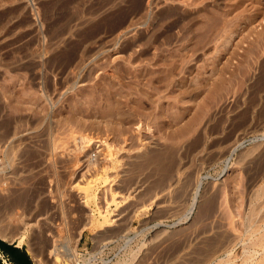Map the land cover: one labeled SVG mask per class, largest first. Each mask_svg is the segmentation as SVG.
<instances>
[{
  "label": "rangeland",
  "instance_id": "1",
  "mask_svg": "<svg viewBox=\"0 0 264 264\" xmlns=\"http://www.w3.org/2000/svg\"><path fill=\"white\" fill-rule=\"evenodd\" d=\"M229 1L0 0L1 241L34 264L59 239L69 264H264V0Z\"/></svg>",
  "mask_w": 264,
  "mask_h": 264
},
{
  "label": "bare ground",
  "instance_id": "2",
  "mask_svg": "<svg viewBox=\"0 0 264 264\" xmlns=\"http://www.w3.org/2000/svg\"><path fill=\"white\" fill-rule=\"evenodd\" d=\"M230 1H231V0H230ZM230 1H229V2H230ZM238 1H239V0H238ZM235 2H236V1H235ZM233 3H234V2H233ZM238 3H240L241 5H243V4H242V3H243L242 1H241V2H238ZM244 3H245V2H244ZM251 3H253V2H251ZM240 4H239V7L237 6L238 8H240ZM230 5H231V4H230ZM235 5H237V4H235ZM226 6H227V5H226ZM232 6H233V5H232ZM229 8H230V6H229ZM229 8H228V9H229ZM241 8H242V7H241ZM241 8H240V9H241ZM232 9H233V8H232ZM224 10H227V9H224ZM224 10H223V13H225V12L227 13V12H229L230 9H229L228 11H225V12H224ZM236 10H237V8H236ZM236 10H235V11H236ZM231 11H232V10H231ZM233 11H234V10H233ZM243 11H244V9H243ZM226 13H225V14H226ZM227 14H228V13H227ZM223 15H224V14H223ZM229 15H230V14H229ZM221 16H222V15H221ZM225 16H226V15H224V19H227L226 22L228 21L227 24L230 23V22H232V21H229L228 18H226L227 16H226V17H225ZM235 16L239 18L240 14H239V16H237V15H235ZM235 16H234V19H235ZM214 18H215V17H214ZM214 18H213V19H214ZM240 18H241V17H240ZM231 19L233 20V18H231ZM238 20H239V19H238ZM216 23H217V22H216ZM222 23H223V21H222ZM224 23H225V22H224ZM211 24H212V23H211ZM225 24H226V23H225ZM225 24H224V25H225ZM213 25H214V24H213ZM215 25H216V24H215ZM224 25H223V27H224ZM231 25H232V24H231ZM227 26H230V24H228ZM227 26L225 25V28H227ZM214 27H215V26H214ZM216 27H217V26H216ZM223 27H221V28L223 29ZM167 28H168V27H167ZM219 28H220V27H219ZM225 28H224V29H225ZM215 29H216V28H215ZM231 29H232V28H230V30H231ZM212 30H213V29H212ZM217 30H218V29H217ZM263 30H264V29H263ZM213 31H214V30H213ZM191 32H193V31H191ZM262 32H263V31H262ZM217 33H218V32H217ZM231 33H232V31H231ZM231 33H230V34H231ZM259 34H261V33H259ZM263 34H264V32H263ZM214 35H215V34H214ZM228 35H229V34H228ZM184 36H185V35H184ZM186 36H187V35H186ZM210 36H211V34H210ZM260 37H261V35H260ZM259 39H260V41H261V38H259ZM262 40H263V39H262ZM149 42H150V41H149ZM191 44H192V43H191ZM188 45H190V44H188ZM192 46H193V45H192ZM187 48H188V47H187ZM187 48H186V49H187ZM189 49H190V48H189ZM187 50H188V49H187ZM217 52H218V51H217ZM171 53H172V52H171ZM171 53H169V54H171ZM180 53H181V52H180ZM160 54H161V53H160ZM178 54H179V53H178ZM178 54H177V55H178ZM172 55H173V53H172ZM172 55H171V56H172ZM174 55H175V54H174ZM174 55H173V56H174ZM181 55H182V54H181ZM181 55L179 54L178 56L181 57ZM183 55H184V54H183ZM159 56H160V55H159ZM162 56H163V55H162ZM175 56H176V55H175ZM184 56H185V55H184ZM160 57H161V56H160ZM163 57H165V55H164ZM165 58H166V57H165ZM175 58H176V57H175ZM175 58H174V59H175ZM177 58H178V57H177ZM177 58H176V60H177ZM66 59H67V58H66ZM158 59H160V58H158ZM170 59H171V58H170ZM174 59H173V60H174ZM180 59H181V58H180ZM180 59H179V60H180ZM184 59H185V58H184ZM156 60H157V59H156ZM164 60H165V59H163V61H164ZM182 60H183V59H182ZM68 61H69V60H68ZM170 61H171V60H170ZM61 63H62V62H61ZM66 63H67V62H66ZM70 63H71V62H70ZM174 63H175V62H174ZM64 64H65V61H64ZM62 65H63V63H62ZM63 66H64V65H63ZM66 66H67V65H66ZM60 67H62V66H60ZM69 67H70V65H69ZM67 68H68V67H67ZM65 70H66V69H65ZM137 77H138V76H137ZM159 80H160V77H159ZM121 81H122V80H121ZM61 83H62V82H61ZM120 83H121V82H120ZM96 84H97V83H96ZM114 84H115V83H114ZM116 84H118V82H117ZM123 84H124V82H123ZM97 85H98V84H97ZM118 85H119V84H118ZM48 86H49V85H48ZM48 86H47V87H48ZM112 86H113V85H112ZM94 87H97V86H94ZM97 88H98V87H97ZM44 89H46V88H44ZM108 89H109L108 92L110 93V89H111V88H108ZM94 90H95V89H94ZM111 90H112V89H111ZM51 92H52V91H51ZM51 92H50V93H51ZM111 92H112V91H111ZM108 95H109V94H108ZM111 95H112V94H111ZM47 96H48V95H47ZM47 96H46V97H47ZM50 96H51V95H50ZM113 96H115V95H113ZM113 96H110V95H109V97H112L111 100L117 98V97L113 98ZM93 97H94V95H93ZM106 97H107V96H106ZM47 98H48V97H47ZM108 99H109V98H108ZM111 100H108L107 102H109V101H111ZM119 100H121V98H120V99L118 98V100L116 101V103H117ZM51 101H52V100H51ZM85 101H86V100H85ZM113 101H115V100H113ZM113 101H111L110 104H113V103H112ZM86 102H88V101H86ZM122 102H123V101H122ZM122 102H120V103H122ZM53 103H55V102H53ZM90 103H91V102H90ZM116 103L113 104V105H114V108H113V109H115V107H116L115 105H117ZM118 103H119V102H118ZM123 103H124V102H123ZM88 104H89V102H88ZM106 104H107V103H106ZM75 105H77V104H75ZM90 105H91V104H90ZM107 105H108V104H107ZM120 105H122V104H118V106H120ZM91 106H92V105H91ZM91 106H89V107H91ZM124 106H125V105H124ZM76 107L78 108V106H75V108H76ZM108 107H109V106H108ZM67 108H68V107H67ZM75 108L72 107V108H70V109H72V110L74 109V110H73V112H74V111H75ZM121 108H122V107H121ZM123 108H124V107H123ZM123 108H122V110H123ZM110 109H112V107H110ZM110 109H109L108 111H110ZM118 109H120V108H117V110H118ZM58 110H59V109H58ZM72 110H71V111H72ZM120 110H121V109H120ZM120 110H119V111H120ZM124 110H125V109H124ZM79 111H80V110H79ZM113 111H114V110H112L111 114H113ZM114 112H115V111H114ZM116 112H117V111H116ZM66 113H67V112H66ZM66 113H65V115H67V119L69 120V118H68L69 115H68V114H70V112H69L68 114H66ZM77 113H79V112L77 111ZM127 113H128V112H127ZM63 114H64V113H63ZM71 114H72V113H71ZM73 114H74V113H73ZM90 114H91V113H90ZM111 114H110V115H111ZM118 114H119V112H118ZM120 114H121V113H120ZM74 115H76V114H74ZM127 115H128V114H127ZM61 116H62V118L64 117L63 115H61ZM70 116H71V115H70ZM76 116H77V115H76ZM76 116H75V118H76ZM112 116H113V115H112ZM112 116H111V117H112ZM118 116H119V115H118ZM124 116H125V115H124ZM71 117L74 118V116H71ZM80 117H82V115H81ZM127 117H129V116H127ZM40 118H41V116H40L38 119H40ZM56 118H59V116L56 117ZM62 118H61V119H62ZM77 118H78V117H77ZM77 118H76V119H77ZM82 118H83V117H82ZM116 118H117V117H116ZM121 118H122V116H121ZM36 119H37V117H36ZM44 119H45V118H44ZM61 119H57V120H60V122H61ZM63 119H64V118H63ZM71 119H72V118H70V120H71ZM111 119H112V118H111ZM9 120H10V119H9ZM65 120H66V119H65ZM65 120H63V122H61V123H65V122H64ZM68 120H67L68 123H66V124H68L69 126H70V125L73 126L72 124H69V121H68ZM81 120H83V119H81ZM107 120H108V119H107ZM109 120H110V119H109ZM113 120H115V117L113 118ZM123 120H125V119H123ZM129 120H130V119H129ZM43 121H44V120H43ZM76 121H77V120H76ZM110 121H111V120H110ZM118 121H120V120H117V122H118ZM121 121H122V119H121ZM121 121H120V122H121ZM8 122H9V121H8ZM50 122H51V121H50ZM58 122H59V121H58ZM73 122H74V120L72 121V123H73ZM77 122H78V121H77ZM84 122H85V121H84ZM111 122H112V121H111ZM111 122H110V123H111ZM39 123H40V122H39ZM42 123H43V122H42ZM42 123H41V124H42ZM56 123H57V121H56ZM121 123L123 124L124 122H121ZM73 124H74V123H73ZM82 124H83V122H82ZM33 125H34V124H33ZM45 125H46V124H45ZM51 125H52V124H51ZM57 125H59V123H58ZM63 125H64V124H63ZM76 125H77V123H76ZM76 125L74 124L75 127H76ZM79 125H81L80 120H79ZM84 125H85V123H84ZM124 125H125V124H124ZM47 126H49V124H48ZM53 126H54V124H53ZM71 126H70V127H71ZM77 126H78V125H77ZM121 126H122V125H121ZM32 127H33V126H32ZM37 127H38V125H37ZM44 127H46V126H44ZM55 127H56V126H55ZM58 127H61V124H60L59 126H57L56 128H58ZM67 127H68V126H67ZM67 127H66V130L68 129ZM70 127H69V128H70ZM79 127H80V126H79ZM91 127H93V126H91ZM49 128H50V126H49ZM49 128H48V129H49ZM62 128H63V127H62ZM64 128H65V126H64ZM76 128L79 129L78 127H76ZM86 128H87V127H86ZM86 128H85V129H86ZM93 128H94V127H93ZM93 128H90V129L93 130ZM32 129L34 130V128H32ZM37 129H38V128H37ZM37 129L35 128V130H37ZM41 129H42V127H41ZM51 129H52V128H51ZM60 129H61V128L55 129V133L52 132V131H50V132L56 134V133L59 131V132H58V136L56 135V136L59 138V135H61V134H62V135H63V134L65 135V133L69 131V129H68V131H66L65 133H63L64 131L62 130V131H63V132H62ZM72 129H73V128H72ZM74 129H75V128H74ZM77 129H75V130H77ZM90 129H89V130H90ZM35 130H34V131H35ZM53 130H54V128H53ZM56 130H58V131H56ZM64 130H65V129H64ZM75 130H74V131H75ZM81 130H82V129H81ZM87 130H88V128H87ZM89 130H88V131H89ZM3 131H4V130H3ZM10 131H11V130H10ZM14 131H15V130H14ZM14 131H13V132H14ZM22 131H23V130H22ZM38 131H39V130H38ZM46 131H47V130H46ZM70 131H71V130H70ZM88 131H87V132H88ZM4 132H7V131H4ZM36 132H37V131H36ZM36 132H35V133H36ZM48 132H49V131H48ZM60 132H62V133L59 134ZM82 132H83V131H82ZM85 132H86V131H85ZM87 132H86V133H87ZM90 132H91V131H90ZM11 133H12V132H11ZM14 133H15V132H14ZM37 133H39V132H37ZM43 133H44V132H43ZM52 133H51V136L53 135ZM69 133H71V132H69ZM69 133H66V134H69ZM74 133H76V131H75ZM74 133H73V131H72V134H73V135H74ZM78 133H79V130H78ZM46 134H48V133H46ZM46 134H45V135H46ZM76 134H77V133H76ZM76 134H75V136H73V135L70 136L71 134H70L69 136H68V135H67V136L65 135L67 138H66L65 136H63V137H65L66 140H68V137H69V138H70V137H73L74 139H76V137H77ZM90 134H91V133H90ZM4 135H5V134H4ZM6 135H7V133H6ZM12 135H13V134H12ZM12 135H11V137H13ZM40 135H41V132H40ZM40 135H37V136L39 137ZM43 135H44V134H43ZM77 135H78V134H77ZM79 135H80V133H79ZM9 136H10V134H9ZM17 136H18V135H17ZM41 136H42V135H41ZM90 136H91V135H90ZM11 137H8V138H11ZM20 137H21V136H20ZM20 137H16V138H20ZM44 137H45V136H44ZM41 138H43V137H41ZM46 138H48V136H47ZM52 138H53V137H52ZM58 138H56V140H59L60 143H63V144L65 143V144H64V145H66L65 148H64V145L61 144V145L63 146V147H62L60 144H58L59 142H57V141H56L57 144L60 145L61 147L58 146L55 142H54L55 145L52 144V143L50 142V144H51V146H52L51 148H53V147H55V149H57L58 147L63 148V150H62V149L59 150L60 148L57 149V150H55V149L53 148L55 152H56V151H57V152H59V151H67L66 147H68L70 143H69V144H68V143L66 144L67 141H66V140H63L64 138H62V137H61L62 139H60V138L58 139ZM73 138H70V140L73 139ZM79 138H80V144H79L78 146H76V144H75V147H77V150H78V151H76V148H75V151H73V152H74L73 154L76 153V154H77V155H76L77 157L75 156V158H73V160H76V161H77V165H78V162L81 161L80 157H82V158H86V159H85V160H86L85 163H87V164H86V168H88V170L90 171V168L93 167V166L95 165V162H96V161L93 162L94 159H93V161H92L91 157H89L90 154L92 153V151L90 152V154H88V151H87V149H88V147H89V143H90V141H91L92 139L90 140V137H89V136H86V134H85V136H84V135H83V136L81 135ZM1 139L4 140L5 138L2 137ZM11 139H15V137H13V138H11ZM3 140H2V141H3ZM5 140H6V139H5ZM19 140H21V138H20ZM36 140H37V138H36ZM42 140H43V139H41V141H42ZM51 140H52V139H51ZM60 140H61V141H60ZM11 141H12V140H11ZM48 141H50V140H48ZM48 141H47V142H48ZM53 141H55V138H53L52 142H53ZM63 141H64V142H63ZM77 141L79 142V140H77ZM7 142H8V141H7ZM45 142H46V141H45ZM68 142H70V141L68 140ZM74 142H76V140H75ZM32 143H34V142H32ZM36 143H37V142H36ZM40 143H41V142H40ZM42 144H43V143H42ZM73 144H74V143H73ZM77 144H78V143H77ZM1 145H3V144H1ZM8 145H9V143H8ZM4 146H5V145H4ZM30 146L32 147V145H30ZM46 146L49 148L48 144H47ZM33 147H34V146H33ZM35 148H36V146H35L33 149H35ZM71 148H72V144L68 147V149H71ZM11 149H12V148H11ZM24 149H25V148H24ZM64 149H66V150H64ZM73 149H74V148H72V150H73ZM1 150H2V149H1ZM12 150H13V149H12ZM16 151H17V150H16ZM29 151H30V150H29ZM34 151H35V150H34ZM34 151H33V153H34ZM54 151H51V150H50V154H52ZM69 151H70V150H69ZM69 151H68V152H69ZM86 151H87V152H86ZM233 151H235V148L233 149ZM6 152H7V151H6ZM6 152H5V154H6ZM9 152H10V151H9ZM51 152H52V153H51ZM55 152H54V153H55ZM57 152H56V153H57ZM68 152H67V154H65L66 156H67L68 154H70V155L73 156L72 153H68ZM70 152H71V151H70ZM77 152H78V153H77ZM109 152L111 153L112 151L110 150ZM38 153H39V152H38ZM45 153H47V151H45ZM56 153L53 154V155L56 156ZM65 153H66V152H65ZM13 154H14V153H13ZM40 154H41V152H40ZM50 154H49V156H50ZM61 154L64 155L63 152H62ZM111 154L113 155V153H111ZM28 155H29V154H28ZM57 155H58V154H57ZM62 155H61V156L58 155V156H59V159H60V157H62ZM6 156H7V155H6ZM51 156H52V155H51ZM92 156H93V154H92ZM1 157H2V156H1ZM11 157H12V156H11ZM23 157H24V156H23ZM29 157H30V156H29ZM32 157H34V156L32 155L31 158H32ZM37 157H38V156H37ZM40 157H41V156H40ZM52 157H53V156H52ZM52 157H51V158H52ZM67 157H70V156H67ZM73 157H74V156H73ZM95 157H96V156H95ZM3 158H5V157H3ZM3 158H2V159H3ZM6 158H7V157H6ZM16 158H17V157H16ZM16 158H13V160L16 159ZM48 158H49V157H48ZM70 158H71V157H70ZM7 159H8V158H7ZM36 159H37V158H36ZM56 159H57V157H56ZM62 159H63V158H62ZM95 159H96V158H95ZM3 160H4V159H3ZM46 160L48 161L47 158H46ZM49 160H50V158H49ZM54 160H55V157H54ZM65 160H67V159L65 158ZM8 161H9V160L6 161V162H7V166L10 165V164L8 165V163H9ZM10 161H11V160H10ZM14 161H15V160H14ZM39 161H40V160H39ZM47 161H46V162H47ZM51 161H53V159H52ZM76 161L72 162V159H71V162H72V163H70V165L74 163V164H73V166H74V165L76 164V163H75ZM83 161H84V160H83ZM1 162H2V161H1ZM30 162H31V161H30ZM32 162H33V161H32ZM55 162H56V160H55ZM11 163H13V162L11 161ZM28 163H29V162H28ZM35 163H36V162H35ZM39 163H40V162H39ZM56 163H57V162H56ZM58 163H59V162H58ZM67 163H68V162H67ZM32 164H33V163H32ZM47 164H48V163H47ZM50 164H51V162L48 164V166H49ZM63 164L65 165V163H63ZM83 164H84V163H83ZM13 165H16V164L13 163ZM37 165H38V164H37ZM53 165H54V164H53ZM53 165H52V166H53ZM59 165H60V164H59ZM77 165H75V166H77ZM48 166H47V167H48ZM54 166H55V165H54ZM66 166H67V165H66ZM66 166H65V168H67ZM78 166H79V165H78ZM81 166H82V168H84V172H85L87 169H85V166H84V165L81 164ZM83 166H84V167H83ZM50 167H51V166H50ZM68 167H69V165H68ZM7 168H8V167H7ZM53 168H55V167H53ZM76 168H77V167H76ZM76 168H74V169H76ZM4 169H5V168H4ZM4 169H3V170H4ZM14 169H16V167H14ZM51 169H52V168H51ZM17 170H18V169H17ZM54 170H55V169H53V171H54ZM69 170H70V169H69ZM76 170H77V169H76ZM82 170H83V169H82ZM88 170H87L85 173H87ZM51 171H52V170H51ZM70 171H71V170H70ZM1 172H2V171H1ZM3 172H4V171H3ZM11 173H12V172H11ZM56 173H57V172H56ZM69 173H70V172H69ZM81 173H82V172H81ZM85 173H84V174H85ZM1 174L4 175V173H1ZM15 174H16V173H15ZM77 174H79V172H78ZM12 175H13V174H12ZM49 175H51V173H50ZM49 175H48V176H49ZM57 175H58V174H57ZM54 176H55V175H54ZM83 176H84V175H83ZM7 177H9V176L7 175L6 178H7ZM55 177H56V176H55ZM71 177H72V180H73V179L75 180V179L77 178L76 172H73ZM71 177H69V178H71ZM78 177H79V176H78ZM81 177H82V175H81ZM57 178H58V177H57ZM57 178H56V179H57ZM3 179H4V178H3ZM54 179H55V178H54ZM56 179H55V180H56ZM46 180H47V179H46ZM70 180H71V179H70ZM0 181H1V180H0ZM48 181H50V180H48ZM52 181H53V180H52ZM1 182H2V181H1ZM4 182H5V181H4ZM71 182H73V181H71ZM91 182H92V181H91ZM91 182H88V184H87L85 187H83V188L81 189V190H83V192H84V195H85L84 198H86V203H87L88 200H89V199L87 200V198H90L88 193H89V191L92 190V188H93L92 184H94V183L91 184ZM94 182H95V181H94ZM105 182H107V180H106ZM52 183H54V182H52ZM55 183H56V182H55ZM0 184H2V183H0ZM6 184H7V183H6ZM6 184H5V185L3 184V186H6ZM63 184H64V183H63ZM50 185H51V184H50ZM60 185H61V183H60ZM94 185H95V184H94ZM1 186H2V185H1ZM8 187H9V186H8ZM52 187H53V186H52ZM59 187H60V186H59ZM64 187H65V186H64ZM61 188H62V187H61ZM6 189H7V188H6ZM53 189H54V188H53ZM93 189H94V188H93ZM198 189H199V188H198ZM57 190H58V189H57ZM4 191H5V190H3L2 192H4ZM61 191H62V190H61ZM64 191H65V190H64ZM50 192H51V191H50ZM65 192H66V191H65ZM91 192H92V191H91ZM4 193H5V192H4ZM54 193H55V192H54ZM195 193H197V191H195L194 194H195ZM49 194H50V193H49ZM51 194H52V193H51ZM63 194H64V193H63ZM65 194H66V193H65ZM91 194H92V193H91ZM194 194L192 195L193 197H195ZM18 195H19V194H18ZM52 195L54 196V194H52ZM59 195H60V194H59ZM196 195H197V194H196ZM6 196H7V195H6ZM14 196H15V195H14ZM25 196H26V195H25ZM53 196H52V197H53ZM61 196H62V195H61ZM10 197H11V196H10ZM55 197H56V196H55ZM57 197H58V195H57ZM67 197H68V195H67ZM67 197H66V198H67ZM113 198H115V197H114V194H113L112 200H113ZM19 199H20V198H19ZM58 199H60V198H58ZM61 199H62V198H61ZM1 200H2V199H1ZM5 200H6V198H5ZM20 200H22V199H20ZM56 200H57V199H56ZM62 200H63V199H62ZM114 200H115V199H114ZM114 200H113V201H114ZM24 201H25V199H24ZM58 201H59V200H58ZM194 201H195V200H194ZM1 202H2V201H1ZM10 202H11V201H10ZM59 202H60V201H59ZM7 203H8V202H7ZM12 203H13V202H12ZM60 203H61V202H60ZM21 204H22V203H21ZM57 204H58V203H57ZM62 204H63V203H62ZM4 205H5V204H4ZM9 206H10V205H9ZM9 206H8V207H9ZM12 206H13V205H12ZM194 206H195V204H194V202H193V203H192V207H191V208L189 209V211H188V215L192 212V210L194 209ZM1 208H2V207H0V209H1ZM61 209H62V208H61ZM15 210H16V209H15ZM8 211H9V210H8ZM10 211H12V210H10ZM10 211H9V212H10ZM62 211H63V210H62ZM3 212H5V211H3ZM9 212H8V213H9ZM58 214H60V213H58ZM98 214L102 217L104 223H105V222H106V224H107V223H110V219L108 218L107 213H106L105 215H102L101 213H98ZM63 215H64V214H63ZM58 217H59V216H58ZM99 221H100V220H97V217H96L95 214L93 213V214H91V216L89 217L88 224L90 225V227L93 228V227H95V222H96V225H97V224H98L97 222H99ZM19 222H22V221H19ZM24 224H25V222H24ZM97 226H98V225H97ZM103 226H104V225L102 224V227H103ZM53 232H54V231H53ZM80 233H81V232H80ZM80 233L78 234V236L81 235ZM54 234L56 235V233H54ZM58 234H59V233H58ZM58 234H57V235H58ZM37 235H38L37 240H36L37 243L35 244V246H36L37 248H40L41 246H45V247H47V243H48L49 240L47 241V239H45L46 236H44L43 231L41 230V231L39 232V234H37ZM6 236H7V235L3 234V235H1L0 237H1V239H2L3 241L9 240V239H7L8 236H7V237H6ZM41 238H42V239H41ZM65 238H66V237H65ZM67 239H68V238H67ZM65 240H66V239H65ZM68 240H69V239H68ZM51 241H52V240H51ZM25 242H26L25 239L22 237V238L19 240L18 244H16V245H17L18 247H21V245L25 244ZM76 242H77V241H76ZM37 244H38V245H37ZM40 244H41V246H40ZM49 244H50V243H49ZM64 244H65V242H63V239H59V240H54V241L49 245L50 248L48 249V255H49L50 257H53V259H54V261H55L56 264H69V263L66 261V259H65V255H64V253L61 252V250H60V248H61ZM29 253L32 255V259H33V260H36V261H37L36 263L38 264V263H39V258H36V257H35V254L32 253V250H29ZM5 262H6V261H5ZM6 264H7V262H6Z\"/></svg>",
  "mask_w": 264,
  "mask_h": 264
},
{
  "label": "trees",
  "instance_id": "3",
  "mask_svg": "<svg viewBox=\"0 0 264 264\" xmlns=\"http://www.w3.org/2000/svg\"><path fill=\"white\" fill-rule=\"evenodd\" d=\"M0 251L7 256L12 264H33L25 251L1 240Z\"/></svg>",
  "mask_w": 264,
  "mask_h": 264
},
{
  "label": "crops",
  "instance_id": "4",
  "mask_svg": "<svg viewBox=\"0 0 264 264\" xmlns=\"http://www.w3.org/2000/svg\"><path fill=\"white\" fill-rule=\"evenodd\" d=\"M33 263V262H32ZM34 264V263H33Z\"/></svg>",
  "mask_w": 264,
  "mask_h": 264
}]
</instances>
